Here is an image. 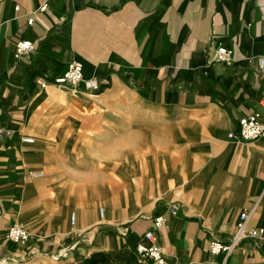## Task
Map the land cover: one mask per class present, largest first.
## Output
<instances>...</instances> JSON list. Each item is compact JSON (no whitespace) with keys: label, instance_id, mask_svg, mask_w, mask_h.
<instances>
[{"label":"crops","instance_id":"crops-1","mask_svg":"<svg viewBox=\"0 0 264 264\" xmlns=\"http://www.w3.org/2000/svg\"><path fill=\"white\" fill-rule=\"evenodd\" d=\"M259 57L264 0H0V264H152L135 246L160 215L166 264H264V139L228 137L264 120ZM71 62L84 82L53 85ZM253 206L261 233L211 255ZM15 223L26 246L4 239Z\"/></svg>","mask_w":264,"mask_h":264},{"label":"built area","instance_id":"built-area-1","mask_svg":"<svg viewBox=\"0 0 264 264\" xmlns=\"http://www.w3.org/2000/svg\"><path fill=\"white\" fill-rule=\"evenodd\" d=\"M16 11L18 7L15 8ZM47 4L43 3L38 8L32 11V17L28 19V25H31L34 21V15L39 12H46ZM35 48L33 42L28 40H20L15 44V58L19 59L22 56L30 54ZM231 54L232 51L220 45L215 48L213 54V61L223 62L227 65L231 64ZM258 68L260 71H264V57L258 58ZM84 82L82 65L78 62H71L67 65L66 70L61 77L54 79L51 83L58 88H72L77 84ZM37 84L40 87L47 86V82L43 79H38ZM86 88L97 89L98 84L95 81H85ZM260 104L264 107V98L260 100ZM238 132L228 133L229 138L236 139L237 141L251 142L258 139H264V120L260 117L258 113H252L245 116L238 121ZM23 143H33V139L29 137H23L21 139ZM29 176L34 179H39L43 177L42 172H30ZM264 193V188H263ZM175 197H178V192H176ZM255 210L253 206L249 210L242 211L238 220L235 224L233 233L229 236L226 241H219L217 239L212 240L209 243V253L213 256L222 255L224 257V262L238 249L241 242L247 238H256L261 230L248 229L247 222ZM104 209H99V214L102 218ZM70 221L74 224L75 215L71 214ZM152 229L146 230L142 236L140 242L135 246V254L137 258L143 262H149L152 264H166V259L164 255L163 247L158 243L157 237L154 233L155 230H160L165 222V217L163 215L151 218ZM122 236H126L127 230L120 232ZM33 235L28 232V230L22 224H12L8 227L5 233L4 239L7 242L13 243L18 246H26ZM85 242L84 239L78 240L71 244L70 246L63 247L59 249L55 254H52L53 258H66L67 255L75 250L80 242Z\"/></svg>","mask_w":264,"mask_h":264},{"label":"rangeland","instance_id":"rangeland-1","mask_svg":"<svg viewBox=\"0 0 264 264\" xmlns=\"http://www.w3.org/2000/svg\"><path fill=\"white\" fill-rule=\"evenodd\" d=\"M126 165H128V163ZM122 168H124V165H122ZM48 259L50 261H52V262H59L60 261V258L54 259L53 256H52V254L50 256H48Z\"/></svg>","mask_w":264,"mask_h":264}]
</instances>
